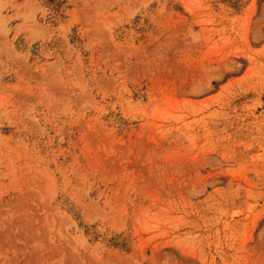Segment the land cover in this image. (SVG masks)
I'll list each match as a JSON object with an SVG mask.
<instances>
[{"label": "rangeland", "instance_id": "obj_1", "mask_svg": "<svg viewBox=\"0 0 264 264\" xmlns=\"http://www.w3.org/2000/svg\"><path fill=\"white\" fill-rule=\"evenodd\" d=\"M0 264H264V0H0Z\"/></svg>", "mask_w": 264, "mask_h": 264}]
</instances>
